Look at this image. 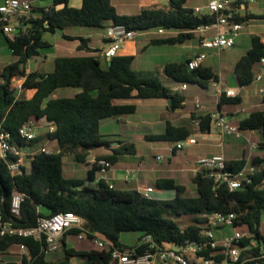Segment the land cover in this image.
Here are the masks:
<instances>
[{"label":"trees","instance_id":"trees-1","mask_svg":"<svg viewBox=\"0 0 264 264\" xmlns=\"http://www.w3.org/2000/svg\"><path fill=\"white\" fill-rule=\"evenodd\" d=\"M70 0H54L47 7H32L31 13L13 22L16 34L3 36L16 62L7 64L0 71V130L10 134V141L25 145L21 129L32 120H45L55 126L53 132L37 136L30 145L36 147L44 141L56 142V151H37L31 161V169L22 175H12L8 161L0 157V216L4 222L16 228H33L42 217H51L60 212H73L84 219L91 232H98L114 243L120 250H142L138 245L128 248L121 244L123 232H141L142 237L151 236L164 246L177 244L187 239L201 238V227L205 215L216 212L237 214L236 225L255 232L264 242L260 233L264 214V157L255 156L251 164L256 167L252 182L246 187L231 191L226 184H217L210 176V170L202 168L193 177L197 194L187 195V187L174 178H161L156 181L160 191H172L174 196L160 199L146 197L136 189L110 187V182L98 180V172L104 161L115 165L120 156L135 155L134 144L118 143L109 155L99 156L90 166L85 178L69 177L64 172V159L71 155L77 163H87L90 153L100 148H111L113 143L102 139L103 121L135 114L137 106L127 104L132 100H167L172 103L170 111L184 108L185 96L166 86L157 75L145 77L133 69L135 56H119L103 65L98 56L58 57L54 69L49 74L27 73L29 59L39 56L40 51L51 45L44 40L46 33L56 34L71 27L103 28L107 22L113 26H123L127 31L146 33L160 28L177 31V35L157 39L155 44H183L195 37L194 30L204 24L216 21V15H196L186 6L187 0H171L168 7H151L135 15H120L111 0H83L82 6H70ZM244 4H247L244 1ZM250 20H264L261 14H236L234 21L246 23ZM80 49L92 51L86 39L80 38ZM264 57V42L259 36L251 38L250 50L239 59L235 73L241 87L253 83L255 67ZM167 78L174 84L198 85L207 89L219 80V75L210 67L196 70L188 68V60L167 63L164 68ZM24 79L22 90H35L32 98H19L13 88V81ZM78 89L73 96L52 98L59 89ZM239 96L220 95L218 111L224 105L241 104ZM264 104V94L262 95ZM200 119L199 133L211 131L212 115H192ZM242 132L255 131L260 135L258 148L264 151V109H257L240 121ZM194 136L189 124L175 126L167 122L162 134L148 137L151 141L179 142ZM38 149V148H37ZM36 149V150H37ZM176 154V152H174ZM243 155L240 159L227 160L226 170L237 173L248 163ZM24 195L20 207V217L11 212L14 192ZM191 216L193 222L182 228L176 218ZM81 233L78 229L68 231L61 239L63 256L58 260L48 258L43 251L44 242L32 237L0 235V253L13 246H24L27 254L22 256L24 264H116L112 261V248L78 250L68 247L66 238ZM140 238V240H141ZM139 240V241H140ZM139 244V243H138ZM206 257L210 251L205 253Z\"/></svg>","mask_w":264,"mask_h":264},{"label":"built area","instance_id":"built-area-1","mask_svg":"<svg viewBox=\"0 0 264 264\" xmlns=\"http://www.w3.org/2000/svg\"><path fill=\"white\" fill-rule=\"evenodd\" d=\"M246 2L254 3L257 0H210L206 6L194 7L196 15H216V21L212 24H204L197 27L194 33L199 37L200 47L208 50L221 51L233 48L236 39L241 35L246 23L234 21L237 14L236 9H240ZM32 11V4L27 0H3L0 1V30L8 37L16 34V27L13 22L23 16H27ZM159 35L177 34V31L160 28L157 31ZM213 32V35L209 33ZM139 33L127 31L123 26L110 27L107 38L109 40L107 48L103 55L107 59L116 57L124 43L134 39ZM207 59L206 52H199L188 60V68L196 70L203 66ZM261 71L256 75L255 81L260 82L264 77V57L259 62ZM218 89V96L225 93L227 97H236L234 89L223 90L217 82L213 83ZM187 84H181L175 91H185ZM259 93L264 94V89ZM196 107L202 110L204 107L200 99L195 100ZM212 122L215 127L220 129L221 133L227 136L241 138L243 132L238 126L231 125L226 115L221 112L212 113ZM196 128L200 127V119H194ZM47 132H53L55 126L46 124ZM37 125L32 120L26 124L20 131L21 137L27 141L25 145H19L10 141V134L0 130V157L8 161L9 169L14 176L22 175L31 169L33 155L37 151L49 152L45 146L35 149L30 145L37 134L35 128ZM198 140L191 136L183 141L176 142L170 148V153L182 150L191 145H196ZM256 148V147H255ZM159 162L163 161V156L156 157ZM246 166L233 173L226 170L227 160L223 155H216L211 158L200 159L197 161L203 168L210 170V176L217 184H226L231 191L246 187L252 182L251 176L254 175L256 167L251 164V160ZM113 167L110 162L104 161L98 172V180H107L109 170ZM134 175L133 171H126V179ZM110 187L114 185L110 182ZM146 197H151L156 192L154 187H145L138 190ZM24 195L15 191L11 201V212L15 217H20V207ZM206 221L201 227V238L197 241L190 239L182 243L171 242L164 246L158 244L149 235L144 236L139 241L138 247H142L140 252L136 249L120 250L114 247V243L104 235L98 232H91L93 242L100 248L106 246L112 248V261L116 264H264V242L258 238L256 233L246 227L236 225L237 214L233 212H216L204 216ZM232 228L229 235H223L222 238H216L214 229ZM78 229L81 233L79 239L88 236L89 230L85 228L83 218L73 212H60L51 217H42L38 225L33 228H16L11 223L3 221L0 216V235H18L22 237H32L44 242L43 251L50 254L60 245L62 237L70 230ZM260 233L261 228H260ZM23 255L27 254L24 246H20ZM210 251L206 257L205 253ZM19 264H24L22 260Z\"/></svg>","mask_w":264,"mask_h":264},{"label":"crops","instance_id":"crops-1","mask_svg":"<svg viewBox=\"0 0 264 264\" xmlns=\"http://www.w3.org/2000/svg\"><path fill=\"white\" fill-rule=\"evenodd\" d=\"M0 1H3V0H0ZM82 1L83 0H81V2ZM116 1L117 2H115L114 0H111V3L116 8L118 14H120V15H135L143 9H147V8H151V7H168L171 5V0H116ZM209 1L210 0H207L204 3L190 4V0H187L186 6L193 9L194 7L206 6L209 3ZM69 4H70V6H73L76 8H80L82 6V4L80 6H77L78 4L75 3V0H70ZM39 7H47V6H39ZM118 7H121L122 12H120L118 10ZM263 12H264V0H257L254 3H251V2H247V4L243 3L240 9H236V13L241 15V16H244L247 13H252V14L258 15V14H261ZM17 23H19V22L17 21ZM112 26L113 25L111 22H107L105 24V27L95 28V29H98L99 32H95V33L92 32L86 36H84L83 34H70V32H69L70 28H67L66 30H63V31H59L56 34L46 33L44 35V40L47 41L51 45L49 48H46V49L58 48L61 50L62 53H66V55H67V56H58V57L88 56V55L98 56L101 58L102 63L105 62V64H107L109 62V60L104 57L103 52L108 46L109 40L107 38V33H108L110 27H112ZM71 28H73V27H71ZM85 28H93V27H85ZM1 34H2V31H1ZM58 35L62 36L66 40H70V41L74 40V41H78L79 43L77 44L76 48H74L70 45H63V44L57 42L58 41V39H57ZM175 35H177V34L159 35V34H157L156 31L139 33L134 39L128 40L124 43V45L122 46L118 55L119 56H135L134 62L137 59H139L140 57H143L144 55H148V54L152 55L153 56L152 61L150 60V58L149 59L145 58V60H143L141 62V65H138L137 68L139 69V71H141L143 73H147V74L158 75L157 72H159L160 76L165 80V83H166L165 85L172 88L175 91L176 89H178V87L180 85L172 83L167 78V76L164 73L165 65L167 63H171V62H183V61L189 60L190 58H192L195 54H197L199 52H206L207 53V59H206V61L202 67H210L216 73H218L219 80L217 81V83L219 84V86L222 87L223 90L234 89L236 91L237 96L241 97V99H242L241 104H238V105L244 106L245 109L243 108V111L244 110L247 111V109H251V108H255V107H259L258 109H264V104L262 102V95L259 93L260 89H264V77H263L262 81H260V82H256L254 80L253 83L250 84L249 86L241 87L238 83L236 73H235V66H236L237 62L251 48V38L253 36H259L262 38V41L264 42V20H250V21L246 22L245 27H244L241 35L236 39L235 46L233 48L224 49L221 51H216V50L206 51L205 49L201 48L200 47V40H199V37L197 35H195V37L193 39L187 40L183 44H155L154 43V41L157 39L169 38V37H173ZM209 35H213V32L209 33ZM80 38L86 39V41H87L86 45L92 50L91 52L87 51L86 49H80V46L82 45V42L79 40ZM241 43H245L244 45L246 48H245V52L240 56V58H238L237 60H234V61L230 60L227 62H220L217 60L223 51H230L232 49H235ZM7 47H8V45H7ZM41 52H42V50L40 51L39 56L41 55ZM182 52H184V54L187 55L186 60L185 59L184 60H178L177 56L179 54H182ZM58 57L57 56L53 57L50 61L52 63V68H47L44 71L41 70V69H44L41 67L42 66L44 67V66L49 64L48 57L46 56L44 58L43 62L41 63L42 66L40 64H38V62H37L38 65L36 68L31 66L33 59L35 57L31 58L27 62L26 71H27V73L39 72L42 74H49L53 71L54 61ZM11 63H13V62H11ZM7 64H10V63L8 62ZM260 71H261V66L258 63L255 67V74L257 75ZM20 80H23V82H24V79H20ZM232 81L235 82L234 85L230 84ZM213 83L210 84L209 88H211L215 91L213 96L216 98V106H217V103H218L220 97L218 96V89L214 87ZM195 86H197L201 90H204V88H201L198 85H195ZM189 89H190V86H188V89L185 91H182V92L178 91V93H181L183 96H185V102H184V108L183 109H178L176 111H170L168 109V106L170 105L168 103V101L167 100H160L158 105H156V104L146 105V107H145L146 112H144V116H142L140 122L142 124H152L154 126L158 125L159 127H160L161 123H163L164 124L163 131H160L159 134H162L165 131L167 122H170L171 124H173L175 126L184 125V123H177L176 121L172 120L169 117H171L174 114H177L179 112H186L187 110H189L191 108V106L193 105V101L195 102L196 99H200V101L202 103L203 100H201V97H199L197 94L192 95L191 96L192 98L188 100L186 93L189 91ZM60 90H63V89H59L56 92H54V94L52 95V98H57L60 96H70V95L66 94V92H64V91L61 92ZM26 92L28 95L27 99L32 98L33 95L35 94V90H26ZM78 92H80V90L76 89V91L73 92L72 96L77 94ZM137 101L138 100H132V101H127L126 103L127 104H135L137 106V111H138ZM150 107H151V109H149ZM153 107L160 109V112H161L160 116L156 115L157 112H155V110H153ZM203 107H204L203 110H201L203 112L202 113L200 112L201 115L213 113V112H211V110H209L211 106H209V104H207L205 101H203ZM147 109H149V110H147ZM238 112L239 111L233 107H230L225 112L221 111V113H223L224 115H226L227 113L229 114V115H226L228 120H233L235 115ZM186 115H189V114L187 113ZM196 116H198V115H196ZM113 120H123L124 121V116L117 118V119H113ZM126 120L129 123H131L128 119H126ZM34 121H35V124L37 125V127L40 126L42 122L47 124V122L45 120H34ZM103 123H104V121H103ZM213 127H214V129H213ZM249 132L257 133L255 131H249ZM159 134H155V132L153 133V131H151V132H148L145 134V138L148 139V137H151L154 135H159ZM198 136L202 137L205 140L208 139L210 142H213V141L215 142V140L220 139V143L217 144V146H227L229 148V146L232 145L233 148H239L237 143L233 142V140L226 142L222 138V133H221L220 129H217L215 127L214 122H212V124H211L210 133H207V134L199 133L196 135V138L198 140L197 144H199V141H200ZM49 143H51V142H49ZM113 145L115 146L116 144H113ZM42 146H44V145H41L40 147H42ZM113 148H116V147L100 148V149L92 151L88 157L86 164L88 165L89 163H93L95 161V159L99 156L111 154ZM239 150H240V148H239ZM247 150H248L247 148H243L241 151V155L238 158H231V156H230V158H227L226 156H224V157L226 158V160H232V159L237 160V159H240L243 155H245L246 158L248 159V157H247L248 151ZM216 155H222V154L213 153L207 158H211V157L216 156ZM259 156H263V155L259 154ZM135 158H139L137 151H136L135 155L120 156L119 161L115 165H113V167L109 170L108 175H107V180L109 182H111L115 188L139 190V189H143L145 187H154L147 178H145L144 176L141 175L142 174L141 168L139 167L141 165V163L136 165L134 163ZM202 159H205V158H202ZM72 163L75 165L77 164V162H75V161ZM123 163H125L124 164L125 166L120 165ZM89 167L90 166L88 165V169H89ZM127 170L134 172V175L132 177H130L129 179H126V171ZM155 171H156V174L158 175L155 177V184H156V181L158 179H161V178H174L175 179V177L172 174H168L170 171L168 169H162L160 172L157 170H155ZM64 172L69 177H78V176H76V172L74 169H71V168L68 169L67 168V163L65 162V159H64ZM165 173H167V174H165ZM78 178H81V177H78ZM130 184H132L131 187L129 186ZM154 188L156 190H158L156 188V186ZM164 192L167 193L166 199L172 198L174 196V192H173L171 197H169L171 195V194L169 195L170 191H164ZM16 247L21 248L20 246H16ZM7 252H5V253H7ZM21 260L22 259H19V260L15 261L14 263H9V264H19V262ZM3 264H8V263L6 261V262H3Z\"/></svg>","mask_w":264,"mask_h":264},{"label":"rangeland","instance_id":"rangeland-1","mask_svg":"<svg viewBox=\"0 0 264 264\" xmlns=\"http://www.w3.org/2000/svg\"><path fill=\"white\" fill-rule=\"evenodd\" d=\"M29 1L33 7H39V6H49L53 4L54 0H27ZM117 2L116 0H114ZM207 0H190V4H196V3H204ZM75 3H77V6H80L82 4L81 0H75ZM118 10L122 12L121 7H118ZM34 16H37L38 13H31ZM18 21V20H17ZM70 34H83L84 36L92 33V32H99L98 29L95 28H85V27H73L69 29ZM58 43H61L63 45H70L74 48L77 47L78 41L74 40H66L62 36H57ZM245 43H241L237 48L232 49L230 51H223L221 55L218 57V61L220 62H227V61H234L240 58V56L245 52ZM179 54L177 56L178 60H186L187 55ZM48 57L49 64L46 66H42V62L45 57ZM58 56H67L66 53H62L60 49L58 48H52V49H44L41 52L40 56H37L33 59V62L31 66L34 68L37 67L38 64H40L44 69L52 68V63L50 62L53 57ZM145 58H150L152 61L153 56L152 55H144L143 57H140L137 59L133 64V69L137 72H139L141 75L148 77L150 74L143 73L139 71L137 68L138 65H141V62L145 60ZM18 59L17 56H14L10 49L7 47L6 41L4 36L1 34L0 31V70L3 69V67L9 62H15ZM104 61V60H103ZM38 62V64H37ZM105 65V62L103 63ZM157 76L161 79V81L165 83V80L160 76V73L157 72ZM156 75V74H153ZM23 84V80L16 79L13 81V88L16 90V94L19 98H28L27 92L22 90L21 86ZM231 85H234L235 82L232 81L230 83ZM61 92H66V94L72 96L73 92L76 91V89L71 88H64L63 90H60ZM215 91L211 88L201 90L195 85H191L189 91L186 93L188 100L191 99L192 95L197 94L199 97H201V100L205 101L207 104H209L211 112L215 113L218 112L217 106H216V98L213 96ZM202 101V105H203ZM160 102L159 99H150V100H138V111L135 114L124 116L123 120H113L108 119L105 120L102 124L101 133H102V139L107 142H111L113 144L112 147H118L120 142L127 143V144H134L136 151L138 152L139 158H135L134 163L137 165L141 163L139 166L141 168V175L147 178L150 183L155 187V177L158 176L156 174V171H161L162 169H168L170 170L168 174H172L177 183L185 185L187 187V195L188 196H195L197 194V189L195 184L193 183V177L197 173L198 170L202 169L203 167L197 163V160H200V158H207L213 153H219L223 156H226L227 158H238L241 155V151L243 148H247V157L248 160H251L253 157L258 156L259 154H262L264 157V151H261L258 148V143L260 141V135L258 133H252V132H244L242 134L241 138H237L235 136H227L222 134V138L227 142L230 140H233V142L237 143L239 148H233L232 145L229 146H217V144L220 143V139L215 140V142H210L208 139H203L202 137L198 136L200 139L199 144L191 145L187 148H184L182 150L176 151V154H170V148L174 146V142L169 141H151L145 138V134L148 132L153 131L155 134H159L160 131H163L164 124L161 123L160 127L158 125L154 126L152 124H142L141 118L144 116V112H146V105H158ZM155 105V106H156ZM152 107V106H151ZM151 107L149 109H151ZM230 107L235 108L239 112L235 115L233 120H229V123L231 125L238 126L240 121L245 119L249 114L250 111L257 110L259 107L247 109V111H243L244 106L240 105H224L222 107V112L227 111ZM147 109V110H149ZM245 109V108H244ZM153 110H155L156 115H161L160 109L153 107ZM203 110V109H202ZM195 112V113H194ZM202 113L200 109L196 107L195 102L193 101V105L189 110L186 112H179L177 114H174L173 116L169 117L172 120L176 121L177 123H184L189 124L194 132V136L196 137L197 134H199L198 128L195 127L193 123L192 115H201ZM189 115H186V114ZM226 115H229L228 113ZM126 119H128L131 123H129ZM214 129V127H213ZM48 131V127L45 123H41L40 126L35 128V132L37 136L43 135ZM41 145H44L48 150L50 151H56L58 149L56 142L49 143L48 141H44L43 143H40L37 147L39 148ZM256 147V148H255ZM230 149V150H229ZM104 150V149H103ZM162 155L163 161L159 162L156 160V157ZM73 157L69 155L68 157H65V162L67 163L68 169H74L76 172V176L85 178L87 176V170L88 165L86 163H77L76 165L73 164ZM123 164H120L122 166H125ZM158 172V173H159ZM160 174V173H159ZM167 174V173H165ZM130 187L132 184L129 185ZM128 186V187H129ZM171 194V195H170ZM173 192H169V197H171ZM152 196L160 199H166L167 193L164 191L156 190ZM176 222L182 227L185 228L188 225H190L193 222V218L191 216H181L175 219ZM86 228V226H85ZM86 230H88L86 228ZM232 228L226 227L222 229H214V233L216 235V238H222L223 235H229L232 232ZM261 232L264 236V214L261 221ZM142 237L141 232L131 231V232H123L120 235V242L124 246L128 248H134L138 245L140 238ZM66 244L68 247H74L78 250H91V249H100L93 240H90L87 236H84L83 239H79L75 235L67 236L66 238ZM105 248H108L106 246ZM104 248V249H105ZM23 250L21 248H18L16 246L12 247L7 253H0V264H3V262L14 263L15 261L22 259ZM63 256V248L62 244L60 242V245L58 248L49 254L48 258L51 260H58ZM80 261L77 258H74L72 260L73 264H78Z\"/></svg>","mask_w":264,"mask_h":264},{"label":"water","instance_id":"water-1","mask_svg":"<svg viewBox=\"0 0 264 264\" xmlns=\"http://www.w3.org/2000/svg\"><path fill=\"white\" fill-rule=\"evenodd\" d=\"M108 60H109V64H111V60H112V59H108ZM171 103H172V101L169 102V104H171Z\"/></svg>","mask_w":264,"mask_h":264}]
</instances>
